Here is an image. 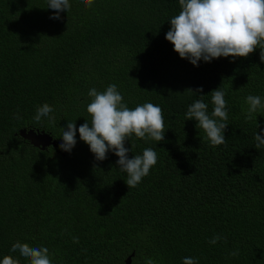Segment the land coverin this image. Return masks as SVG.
I'll return each mask as SVG.
<instances>
[{
  "label": "trees",
  "instance_id": "1",
  "mask_svg": "<svg viewBox=\"0 0 264 264\" xmlns=\"http://www.w3.org/2000/svg\"><path fill=\"white\" fill-rule=\"evenodd\" d=\"M69 2L52 19L48 0H0V261L30 264L11 251L19 241L47 247L52 264H127L129 256L130 264H264V148L254 147L264 112L246 119L247 97L264 101L260 49L194 66L165 39L179 0ZM110 84L130 109L163 110L164 141H125L129 158L145 148L158 156L135 188L113 152L97 161L79 136L81 124L91 126L89 90ZM217 88L229 124L226 143L213 147L185 114L198 99L210 114ZM45 103L55 119L37 122ZM68 121L77 127L70 152L17 133L44 131L62 143ZM214 235L226 241L210 244Z\"/></svg>",
  "mask_w": 264,
  "mask_h": 264
},
{
  "label": "clouds",
  "instance_id": "2",
  "mask_svg": "<svg viewBox=\"0 0 264 264\" xmlns=\"http://www.w3.org/2000/svg\"><path fill=\"white\" fill-rule=\"evenodd\" d=\"M82 2L90 8L95 0ZM179 5L181 11L170 19L171 27L165 39L173 44L174 51L181 58L198 66L201 60L211 62L220 57H232L233 60L237 57L247 58L259 48L260 60L264 62V0H179ZM47 7L56 10L50 18L59 19L60 12H68L71 4L69 0H48ZM202 91V88L196 90ZM211 93L214 107L210 114L208 105L198 99L188 107L185 116L186 120L197 121L196 127L203 129L205 138L215 147L226 143L224 133L229 124V116L225 92L217 88ZM88 96L92 97L87 105L91 126L89 121L79 126L80 139L89 145L97 161L107 159L108 152H113L119 158L116 161L119 169L127 174L125 182L128 188L137 187L157 164L158 156L153 148H145L142 155L129 158L128 153L132 147H125V141L133 135L145 141H164L167 129L162 108L149 102L130 109L123 102L116 84L108 85L104 91L92 88ZM247 103L249 108L246 119L251 120L253 114L264 112V101L260 96L249 95ZM53 111L45 103L37 108L34 120L40 122L45 117L54 120L55 117L51 115ZM256 126L258 128L259 124ZM76 132L75 121H68L61 135L62 143L59 146L62 150H72L77 143ZM255 142V148H264V136L256 133ZM222 239L226 241V237L214 235L208 242L215 245ZM73 242L79 243V238L73 237ZM11 251H18L30 264H52L47 247H30L28 243L17 241ZM230 255L236 257L239 252L233 251ZM0 264L20 262L6 255ZM146 264L154 262L148 259ZM183 264H198V259L185 257Z\"/></svg>",
  "mask_w": 264,
  "mask_h": 264
},
{
  "label": "water",
  "instance_id": "3",
  "mask_svg": "<svg viewBox=\"0 0 264 264\" xmlns=\"http://www.w3.org/2000/svg\"><path fill=\"white\" fill-rule=\"evenodd\" d=\"M17 133L20 137L27 140L31 145L40 147L41 149L49 145L59 146L61 144L60 142H56L54 139H52V137L44 131L21 128L17 131ZM129 260L130 256L127 257V264H130Z\"/></svg>",
  "mask_w": 264,
  "mask_h": 264
}]
</instances>
